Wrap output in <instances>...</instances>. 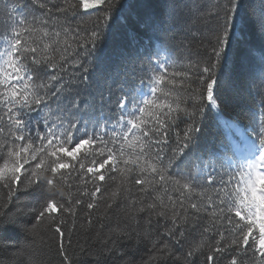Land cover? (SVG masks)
I'll list each match as a JSON object with an SVG mask.
<instances>
[{"label":"snow or ice","instance_id":"1","mask_svg":"<svg viewBox=\"0 0 264 264\" xmlns=\"http://www.w3.org/2000/svg\"><path fill=\"white\" fill-rule=\"evenodd\" d=\"M0 5V264H264V0Z\"/></svg>","mask_w":264,"mask_h":264},{"label":"trees","instance_id":"2","mask_svg":"<svg viewBox=\"0 0 264 264\" xmlns=\"http://www.w3.org/2000/svg\"><path fill=\"white\" fill-rule=\"evenodd\" d=\"M247 2L251 5H257L259 0H247ZM6 16L4 15L3 6L0 5V36L4 35V26H5ZM122 43V41L118 42ZM0 46H2V42H0ZM93 96L96 94L95 92L91 93ZM217 132L215 129L212 130L211 135L209 136V143L211 144L215 139H217ZM0 236L5 239H18L19 234L15 227L8 226L3 230H0ZM142 254V250L135 253L137 257ZM6 256L3 252H0V259H5ZM36 262L37 264H59L58 259L55 257L54 253H49L47 250H38L36 253Z\"/></svg>","mask_w":264,"mask_h":264}]
</instances>
